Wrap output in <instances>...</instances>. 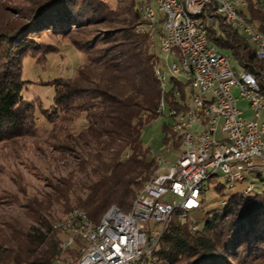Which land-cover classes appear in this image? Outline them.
Here are the masks:
<instances>
[{"label": "trees", "instance_id": "16d2710c", "mask_svg": "<svg viewBox=\"0 0 264 264\" xmlns=\"http://www.w3.org/2000/svg\"><path fill=\"white\" fill-rule=\"evenodd\" d=\"M135 4L128 0L124 5L121 13L128 18L123 19L114 17V9L102 0H33L27 13L0 9V143L37 132L35 105L23 95L27 80L22 77V59L30 55L40 60L53 51L41 43L43 32L68 37L84 53L74 77L46 81L54 90L52 104L41 108L52 124L48 134L54 140L52 147L67 152L72 165L64 175L49 178L48 189L41 193L26 195L22 189L23 199H14L17 210L0 212V264H56L63 251L54 228L58 219L54 208L82 209L94 222L111 205L127 211L156 169L141 129L158 116L161 89L154 77L158 57L146 36L134 30ZM243 13L264 33V0H248ZM115 23L120 26L114 27ZM96 24L108 27L99 34L71 37L72 32ZM208 39L230 50L240 68L264 86V60L256 57L237 28L219 20V31L209 29ZM184 86L171 80L164 94L167 109H184ZM79 114L83 123L74 130L71 123ZM163 130L164 142L171 140L179 148V135L170 126ZM256 176L264 184V178ZM210 182L222 194L224 183ZM70 253L78 255L76 249ZM134 264H264V188L235 191L220 207L202 208L200 226L188 216L179 218L175 211L153 257L142 256Z\"/></svg>", "mask_w": 264, "mask_h": 264}, {"label": "built area", "instance_id": "2783aa9c", "mask_svg": "<svg viewBox=\"0 0 264 264\" xmlns=\"http://www.w3.org/2000/svg\"><path fill=\"white\" fill-rule=\"evenodd\" d=\"M248 0H135L138 13L134 30L146 36L150 49L174 56L169 76L159 58L154 67L161 96L158 116L166 107L165 92L176 74L188 75L189 95L184 109H168L170 129L179 135L182 151L167 166L157 167L123 211L111 205L98 222L79 208L62 212L54 224L59 247L74 246V260L56 264H134L153 257L167 220L177 211L185 219L200 207L201 191L208 180L233 186L245 175L264 177V86L254 74L236 70L230 56L208 39V30L221 23L237 28L257 58L264 60V33L244 16ZM158 57V55H157ZM235 92L237 95H235ZM174 94L179 95L176 89ZM248 103L252 117H243L237 101ZM157 116V117H158ZM246 185L236 192L247 193ZM170 194L171 201L162 197ZM153 222L154 226H147Z\"/></svg>", "mask_w": 264, "mask_h": 264}, {"label": "rangeland", "instance_id": "374dc122", "mask_svg": "<svg viewBox=\"0 0 264 264\" xmlns=\"http://www.w3.org/2000/svg\"><path fill=\"white\" fill-rule=\"evenodd\" d=\"M105 7L114 9L112 14L114 17L123 19L128 18L122 14V9L128 0H102ZM33 0H0V9H10L12 11H21L27 13L31 8ZM136 5V4H135ZM245 11V9H243ZM120 26L115 23L114 27ZM106 24H96L89 26L84 31H74L71 37L81 38L85 34H99L107 28ZM41 43L49 45L50 51L45 54V57L38 60L36 56L27 55L22 59V77L27 80L26 88L23 89V95L32 100L35 105V124L37 132L34 136H26L14 139L13 141L0 143V212L9 210H17V202L15 198L23 199L22 189L26 195L38 194L43 190L48 189L46 183L52 176L64 175L70 166L71 157L67 152L54 150L51 143L54 140L49 138V132L52 129V124L46 120L41 114V108H51L53 87L46 85V81L55 77L71 78L77 73V69L84 62V53L76 47L68 37H62L50 32H43L40 37ZM212 43V42H211ZM214 46L215 44L212 43ZM101 44H98L100 46ZM216 47V46H215ZM44 48V47H43ZM43 48L39 50H43ZM219 51L230 56L231 65L234 69L240 70V65L230 52L225 48H218ZM158 58L164 67V71L169 76V67L173 61L177 59L167 53L157 50ZM177 79L184 84L185 94L188 98L189 84H187L188 75L184 72L176 74ZM170 87V84H169ZM235 95L236 92H235ZM237 107L243 110V117L250 119L252 117L248 103L241 99L237 101ZM173 119L168 115L167 107L164 108L163 114L159 115L152 121L143 125L141 129V139L143 144L149 148L148 157L155 160L161 158L163 163L160 166L172 164L180 155L182 145L179 148L172 146L171 140L164 142L165 132L164 126H170ZM83 123L82 114L71 123V128L79 129ZM70 125V124H69ZM68 126V125H67ZM63 136L59 137L61 140ZM219 181L221 179L219 173ZM264 178V177H262ZM208 184V183H207ZM252 184L255 190L264 188V184L259 181L256 174L245 175L243 181H236L233 186L224 184L220 194L210 182L205 189L203 203L201 207L192 209L188 213L189 219L198 222L201 225L202 208L213 209L221 206L223 199L235 191H240L246 185ZM163 201H171L170 194L162 197ZM61 210L57 206L54 208V214L58 218L61 215ZM154 226L153 222L147 223V226ZM60 236V235H59ZM76 249V246L71 250ZM63 251L62 261H71L75 259L70 251Z\"/></svg>", "mask_w": 264, "mask_h": 264}]
</instances>
